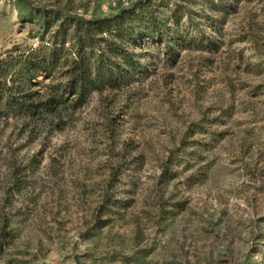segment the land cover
I'll list each match as a JSON object with an SVG mask.
<instances>
[{
    "label": "rangeland",
    "instance_id": "rangeland-1",
    "mask_svg": "<svg viewBox=\"0 0 264 264\" xmlns=\"http://www.w3.org/2000/svg\"><path fill=\"white\" fill-rule=\"evenodd\" d=\"M144 1L0 0V59L64 39L26 92L60 90L72 20ZM147 1L118 87L1 105L0 264H264V0Z\"/></svg>",
    "mask_w": 264,
    "mask_h": 264
},
{
    "label": "trees",
    "instance_id": "trees-1",
    "mask_svg": "<svg viewBox=\"0 0 264 264\" xmlns=\"http://www.w3.org/2000/svg\"><path fill=\"white\" fill-rule=\"evenodd\" d=\"M71 27L70 46L75 53L65 59L68 71L63 77L64 82L59 83L60 90H53L55 87L51 85L50 93L26 92L36 72L51 73L58 59L64 56V39L59 42L60 50L52 51L49 58L30 60L29 56L19 55L0 59V107L2 104L15 105L22 100L29 107L53 114L66 97L79 101L92 92L118 87L127 80L128 69L134 70L138 64L123 45L145 37L154 39L159 24L154 9L146 0L105 18L73 19ZM121 66L124 67L120 68L122 71H115ZM17 175L13 173V184L6 188L10 197L22 188L23 182Z\"/></svg>",
    "mask_w": 264,
    "mask_h": 264
}]
</instances>
